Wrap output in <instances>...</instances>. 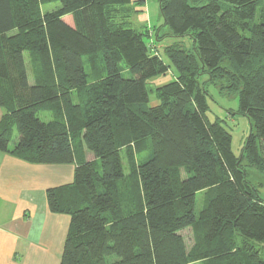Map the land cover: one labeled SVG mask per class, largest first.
<instances>
[{
    "label": "trees",
    "instance_id": "1",
    "mask_svg": "<svg viewBox=\"0 0 264 264\" xmlns=\"http://www.w3.org/2000/svg\"><path fill=\"white\" fill-rule=\"evenodd\" d=\"M48 3L59 6L42 11ZM129 3L0 0V152L73 164L71 182L45 190L49 212L68 217L58 264H264V197L241 164L245 157L264 173V14L255 21L264 0H158L163 26L193 46L165 47L176 77L155 89L153 105L146 80L169 64L141 32L114 21ZM26 53L38 68L32 84ZM97 53L105 74L94 67L88 82L83 57ZM121 62L133 77L122 76ZM216 80L250 121L241 155L222 120L207 114L206 85ZM55 109L60 119L38 116ZM124 150L135 197L126 213ZM202 191L208 198L195 210ZM187 227L190 247L180 234Z\"/></svg>",
    "mask_w": 264,
    "mask_h": 264
},
{
    "label": "rangeland",
    "instance_id": "2",
    "mask_svg": "<svg viewBox=\"0 0 264 264\" xmlns=\"http://www.w3.org/2000/svg\"><path fill=\"white\" fill-rule=\"evenodd\" d=\"M59 6L58 3H48L42 5V11H49L55 9ZM264 12V3L260 4L257 8V13L255 16V21H258L259 16L261 17ZM63 20L71 26L75 25L74 16L72 14L65 15ZM114 21L116 23H124L126 26L131 27L143 34L144 41L150 48L151 52H156L159 57L166 63L169 64L167 71L163 74H158L153 77H150L146 80V89L149 97V105H153L157 103V99L155 97V89L165 83L173 81L176 77V70L174 66L170 63L169 59L165 54V47L172 44H179L186 49H191L193 46V41L190 36L183 37H175L171 35L170 29L162 24V18L159 12V4L158 0H131L127 6L118 7L116 9V14L114 16ZM28 53L25 55L26 59V67L28 71V80L29 83L32 84L35 81V76L37 74V65L33 62ZM83 64L85 68V72L87 74L88 82L93 80V68L97 67L100 69L101 74L104 75L105 71L103 70V61L102 54L97 53L96 56L89 59L87 56L83 57ZM120 72L123 77L129 78L133 77L131 72L127 69L124 62L119 64ZM207 74H201L198 77L199 83L206 84ZM224 85V83L220 80H216L214 83H208L206 85V90L209 93L208 96V104L209 110L207 112L209 118L213 120L214 118H219L222 120V123L228 128L231 134V149L236 155L242 154V147L245 142L246 137L251 131V124L249 119L239 113V103L238 97L235 93H230L226 89L220 88V86ZM73 102H77V96L74 94L72 96ZM38 116L44 120H52V119H60L59 110L55 109V111L51 112H40ZM17 131L13 129L11 142L12 144L14 139H16ZM14 143V142H13ZM74 145L79 149L84 145L79 141V139L75 140ZM122 151V162L125 168V179L121 182L120 191L123 195L122 197V206L123 212H129L133 210L135 197L132 191V178L129 175V168L131 163L129 162V157ZM82 152L79 151V154ZM92 158V153L86 152L85 150V159L88 160ZM146 158V155H140L135 157V162H140ZM241 164L244 167L246 172V177L257 189L258 193L264 197V173L259 172L253 166H251L245 157H243ZM53 168L52 170H63V174L67 175L71 167L63 166L57 168ZM51 174V173H49ZM53 175V174H51ZM51 175H48V178H53ZM64 177H60V181H65ZM57 179V180H58ZM59 181V182H60ZM66 184V183H64ZM62 185V184H61ZM209 192L202 191L197 192L196 194V205L195 210L200 209L205 200L208 198ZM48 210V208H47ZM49 211V210H48ZM63 222V221H62ZM180 234L184 237L186 244L190 247L194 243V233L191 227L184 228L180 231ZM63 244V243H62Z\"/></svg>",
    "mask_w": 264,
    "mask_h": 264
},
{
    "label": "crops",
    "instance_id": "3",
    "mask_svg": "<svg viewBox=\"0 0 264 264\" xmlns=\"http://www.w3.org/2000/svg\"><path fill=\"white\" fill-rule=\"evenodd\" d=\"M55 166L71 169L64 175ZM72 178L73 164H33L0 152V264H58L68 217L47 210L45 190Z\"/></svg>",
    "mask_w": 264,
    "mask_h": 264
}]
</instances>
